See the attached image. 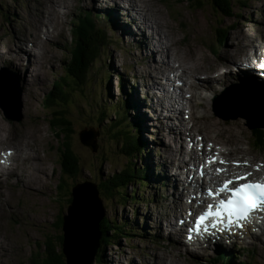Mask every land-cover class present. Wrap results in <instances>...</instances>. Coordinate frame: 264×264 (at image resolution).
<instances>
[{"label":"rangeland","instance_id":"obj_1","mask_svg":"<svg viewBox=\"0 0 264 264\" xmlns=\"http://www.w3.org/2000/svg\"><path fill=\"white\" fill-rule=\"evenodd\" d=\"M42 1L44 0H0V43L5 41L11 47L13 44L18 43L19 45L20 41L24 50L29 52L34 50L33 52L37 54V60H34V62L31 60L30 68L23 72L22 68L16 70L14 64L8 65L10 64L8 57L4 54L2 56L0 53V102L5 103L11 95L19 97V110L16 113L13 112L15 107L12 108V104L5 108L0 103V124L3 126L6 124L4 127L8 132V136H4L3 139L4 145L2 144V146L5 147L3 151L5 152L10 148L14 150V146H18L19 141L25 140L26 143L23 149L26 154L22 153L19 156L18 166L26 168L28 172L22 183H19L16 174L9 182V179H6V176L0 173V264H33L34 259L45 251V242L48 241L47 235L54 237L60 235L61 232H56L53 224L62 215H64L65 221L70 217V210L73 206L68 208V202H66L68 198H65V194L69 192L68 195L70 196L74 187L75 189L80 187H84L83 189L93 188L96 193L95 185L103 181L104 178L123 170L124 166L127 167L126 157L119 152V143L112 140L110 133H107V136L104 135L100 128L96 129V126H93L88 120V113L93 111L95 107L101 108L103 105L110 107V111H108L109 119L105 123H110L111 119H115L114 107L122 105L123 108L120 111L127 110L128 121L131 125L133 124L132 130L135 131L136 136H140L145 145L143 148L146 152L142 151L140 155L143 161H136L137 166L141 165V168L145 171L151 169V174H153V171L154 175L155 172L158 173V176L161 175L157 178V188L152 191L150 186L148 188L150 177L141 188V183L137 182L138 179L135 180L133 187L142 192L141 199H143V202L122 205L123 199L121 198L118 202L105 196L103 198L99 196L100 200L99 198L96 199L99 205V221L101 222L106 217L120 225L130 224V230L132 231L130 233L133 236L129 238L126 235H121L118 240L119 245H101V260L98 261L97 254L100 243L97 245V242H99L101 236L98 233L95 241L96 245L92 246L90 255L84 264H171L172 261L175 264H215V260L222 254H226L231 259V264H264V234L255 237L252 236V233H249L246 240L242 239V236L239 239L237 237L234 240L235 242L219 243L217 245H221L219 247L215 245L216 248L203 246L199 249L197 247L199 245L191 246L185 242V233L181 232V235L177 238L174 235L169 238L167 235L169 230L166 225H163L161 231L157 229V222L164 223L165 217L170 219V208L172 206L173 210H175V207L180 208V198H182V194L186 193V191L181 193L183 186L178 185L179 190L176 189L174 194L179 191L181 197H179V201L173 202V196L166 188L169 181L166 177L172 178L173 173H175V170H172L174 163L170 166L168 158H165L163 154H165V151L169 153L172 150H183L181 151L183 152L182 156H179L178 161L175 163L180 164V166L184 164L185 160L189 159V156H186V158L183 156L187 146L185 139L188 137H184L183 142L178 143L168 133L164 132L163 134L160 132L161 124L157 122L156 114L152 108V101L155 104V99H150V93L148 90L146 92L145 89L147 87L142 85L146 83L147 78H150V74L143 75L141 78L138 75L146 66L145 62L140 60V54L145 53L140 45L141 33L134 32L135 29L130 28L134 34H125L130 30L127 27L129 20L125 17L127 13L124 16L119 9L103 7L102 3L97 0H55L59 2L58 5L61 7L58 8V13L42 8ZM109 2L114 3V0H109ZM233 2L235 11L231 17L218 16L212 10V6L206 5L205 2L202 3V8H196L186 0H171L169 5L167 0L163 4L153 1V4L164 6L165 11H162V13L172 26L174 40L181 41L183 44V46H178L183 49L182 54H179V56L183 55L185 49L188 50L192 45H195V51L196 49L199 51L202 49L209 59H214L216 65H219L220 61L218 59L220 56L231 62L235 60L234 55L247 57V55H251V51L250 48L245 46V43L253 44L256 40L260 43L264 40V0H233ZM83 3L90 5V7H84ZM242 3L245 6H242ZM144 6L148 7L149 11L150 7ZM112 11H115L117 18H119L118 22ZM89 15H92L89 19L98 22V28L105 30L107 35L103 34L107 43H105L100 58L96 61L86 91L76 90L71 92L72 103L69 105V112L72 115L75 130L72 143L75 154L80 158L82 171L79 179L80 186L77 187L78 183L75 182L74 178L64 177L68 185V191L64 192L62 189L59 194L58 185L63 175L58 144L63 143V139H57L49 126L51 114L45 107V101L48 103V96H51L53 87L66 77L67 64L70 63L72 58L70 46L74 40V33L79 27V21L89 17ZM145 18L148 17L145 15ZM152 21L150 19L149 23L153 28L156 23H152ZM55 22L56 24H54ZM118 23H121V25L119 26ZM231 26L233 28H230ZM119 28L123 31L121 34ZM222 28L229 29V33L226 39L222 35L221 41L218 35L219 30ZM134 37L136 39L133 41ZM165 39L156 36L158 44L160 41L165 42ZM167 42V48L171 47L167 55L161 53L160 50L161 55L156 54L159 56V58L156 57V61L161 62L160 66H156L158 70L170 66L169 60L172 61V59L168 60V54L171 57L172 55L176 56L179 52V48L173 45V40L169 35ZM163 44L165 45V43ZM9 47L5 48L8 54L11 53ZM224 48L231 49L224 50ZM200 58L202 59L199 64L200 69L207 77L211 72L217 70L216 66L210 64L202 55ZM6 59L8 64L5 63ZM148 60L149 58L145 60L146 63H148ZM190 61L188 60V63ZM174 68L178 72L176 74L179 76H181V73L183 74L182 70H177L178 64H175ZM232 69L235 70V67H231V72H233ZM202 71L197 70L194 74L195 78L190 80L195 86V91L189 90L187 81L183 77L186 85L184 86L182 101L191 109L194 107L187 114L191 120L187 122L188 127L186 129H190L191 126L195 127L205 135L206 141L213 142L215 139V143L218 144L219 142V145L224 147V152L228 154L233 147L235 148V146L231 148L229 145L224 146L222 144L225 140H228V135H220L216 132L209 135L200 129L202 125L200 119L202 117L209 119L210 116H214L227 128H232V131L229 132L238 137L239 142H242L240 146L242 153L234 156H243L245 152H248L247 159L263 160L264 149L255 147L256 138L252 140V129L259 125L263 127L260 129H264V124L251 126L247 118L241 116L242 112L239 111V109H242L243 114L249 117L256 114L258 108H256L254 101L253 103L250 102L249 98L244 97V94H241L240 98L235 94L236 90H239L238 86L243 85L242 81L255 84L251 77L243 80V78L234 74L225 86H218L217 88H220L214 93L208 95L204 91L203 93L208 95L206 97L200 93V84L204 82L208 84L210 80L203 77ZM198 73L203 76H197ZM162 82L164 81L162 80ZM27 83H31L28 89L26 88ZM229 86L230 90L226 91ZM141 88H144V92ZM155 91L157 98L161 96V90L156 89ZM224 91L225 93H223ZM68 92H70L69 88ZM192 92L197 94L196 98L192 96ZM220 94L222 96L216 99ZM215 100H217L218 105ZM135 101H138L139 104L141 102V107ZM260 102L263 101L260 100ZM184 115L186 114H181V117L178 115V118L181 119ZM176 116L177 114L172 112L171 117ZM18 117H21V119H17ZM212 122L216 123L215 121ZM181 123L186 124V121L182 119ZM3 126H0V128ZM25 132L29 134L22 137L21 135H24ZM114 133L115 131H112L113 136ZM31 135L35 136L34 140L30 137ZM85 135L93 137L94 147L89 148L84 144L82 136ZM96 144H100V147L103 145L106 147L107 153L102 158H96L94 155L93 151L97 148ZM193 150L190 152L192 153ZM204 150L202 149V152L198 151V158L202 156ZM210 154L213 153L206 151L205 157ZM37 155L38 157L34 161V157ZM128 161L131 162L132 160L128 158ZM34 162H37L36 165ZM187 164L189 163L187 162ZM260 164L262 163L260 162ZM33 166H40V171L36 173ZM18 171H21L20 168ZM28 178L30 182L26 184L25 188L24 180ZM179 179H174L176 184L180 182ZM133 187H130L128 191L131 192ZM206 187L205 185L203 189ZM125 199L128 198L125 197ZM101 205L104 211L100 210ZM181 212L179 209L173 214L178 215L177 219H179L182 217ZM72 225H74L72 222L65 225L66 240L64 247L67 245V237L76 242L75 235L71 234L69 229H66V227L72 228ZM70 247L69 245L67 251L72 253ZM40 248L42 249L40 250ZM68 262L67 260V264ZM217 264L223 263L219 262Z\"/></svg>","mask_w":264,"mask_h":264},{"label":"bare ground","instance_id":"obj_2","mask_svg":"<svg viewBox=\"0 0 264 264\" xmlns=\"http://www.w3.org/2000/svg\"><path fill=\"white\" fill-rule=\"evenodd\" d=\"M97 1H99V3L101 2L103 7H107V8L111 7V8H115V9L121 10L122 14L124 16H125V13H127V16H125V17H127V19L129 20L128 24H127L128 25L127 26L128 29L133 28V29H135L134 32L141 33V36H140L141 44L140 45L142 47V50L145 51V53L140 54V58H141L140 60L145 62L146 66H145L144 70L142 69L143 70L142 72L138 73V75L141 78L143 75L147 76L148 73L150 74V78H147L146 83L145 84L143 83L142 85H144V87L145 86L147 87L145 89H146V92L148 90V92L150 93V96L148 94L150 99L151 100L155 99L157 101V104L160 107H162L163 103H162L161 100H159L157 98L155 90H156V88H158L162 84V80L163 81L168 80L167 72L171 71V69L175 70V68H174L175 64H178L177 70H182L183 71V74L180 72L181 73L180 79L183 82V85H182V88H181L182 92H184V89H185L184 86L186 85L185 82L183 81V77L187 81V85L189 87V90L190 91H192V90L195 91V86L193 85V83L190 82V80L192 78H195L194 74H195V72L197 70L202 71L200 69V66H199L200 61L202 60L200 57L202 55L204 57V59H206L207 61L210 62V64L215 65L217 70H215L212 67L215 71L211 72L208 77L203 73V71H202V73L204 74V76L201 73H198L197 76L207 77V80H210L208 82V84H205V82L200 84L201 85L200 86V93L202 95H205V93H203L204 91L207 92L208 95L211 94V93H214L216 90H218L220 88V87L217 88L218 86H221V87L225 86L227 84V81H230L233 78L234 74L237 77L243 78V80L245 78L249 79V77H251V80L255 84H252V83L248 84L247 81H242L243 85H239L238 86L239 90H236L235 94L238 95L239 98L241 97V94H244L245 95L244 97L245 98H249L250 102L253 103V101H254L256 108H258V112H257V114H254V115H251V116L248 117V116H245L243 114V110L242 109H239V111L242 112L241 116L247 118V120L249 121L250 125L264 124V100H263V98H264V79H259L258 77H255L253 74H255V72L257 70H255V68L251 67L253 62L256 60V57H258L254 50H256V48H258L259 46H262L259 43V41L257 42V40H256L255 43L253 42V44L245 43V46L247 48H250L251 55L249 54V55H247V57H240V56L234 55V59H235L234 61L235 62L234 61L233 62L228 61L223 56H220V57L218 56L219 57L218 60L220 62H219V65H216V63L214 62V59H212V58L209 59L207 54H205V52H203L202 49H200V51L198 49H196V51H195V47H194L195 45H192L190 48H188V50L185 49V52L183 53V55L179 56V54H182V50L183 49H182V47H178V46H183V44L181 43V41H178V40L175 41L174 40L175 38H174V35H173V32H172V26L169 23V21L166 20L165 15H163V13H162V11H165L163 9L164 6L161 7V6H157V5L153 4V1H155L156 3H159V4L160 3L163 4L164 2H166V0H140V2L142 4L150 7L149 11H148V7H145L144 5H142L140 2H138V0H126V1H124V0H114V3H110L109 0H97ZM169 1H171V0H167V4L168 5H169ZM133 2H134V4H133ZM41 4L43 5L42 8L48 9L50 11H53L54 13H58L57 12L58 8H61L58 5L59 2L55 1V0H44V1L41 2ZM67 5H66V7H67ZM83 6L84 7H90V5H87L85 3H83ZM139 7L142 8V9H140ZM165 8H167V7H165ZM159 11H160V13H159ZM112 13L115 14V11H112ZM145 15L148 17L147 18L148 20L145 18ZM114 18L116 19L117 22L119 21V18H117L116 14H115ZM150 19L153 20L152 23H154V22L156 23L155 25H153L154 26L153 28L151 27V23H149ZM88 21H90V19ZM54 24H56V22ZM120 25H121V23L119 24V26ZM169 29H170V31H169ZM157 30H158V32H157ZM122 32L123 31L119 28V33L121 34ZM128 33L131 34V35L134 34L133 30L131 31V29L125 34L128 35ZM146 34H147V36H146ZM168 35L171 38V40H173V45L177 46V48H179V52H178V54L176 56L172 55L171 57L168 54V60L170 58L172 59V61L169 60L170 66L166 67V68H163L162 70H158L156 68V66H160L161 62L160 61L159 62L156 61V57L159 58V56L156 55V54L161 55L159 53V50H160L161 53H164L165 55H167L168 51L171 49V47L167 48ZM156 36L157 37H161V38L162 37L166 38L165 39L166 41L165 42L160 41L159 44H158V42L156 40ZM37 38L38 37L36 35V40H37ZM189 38L193 39L192 37H189ZM253 38H255V37H253ZM135 39L136 38L134 37L133 41ZM133 41H131V42H133ZM163 43H165L166 46ZM7 46L9 47V45L5 41L1 42L0 43V50L2 49V51H0V53H1L2 56L4 54V56L8 57L7 59H9V63L10 64L7 63V59H6L5 63H7L8 65L14 64V68L16 70H19V68L20 69L22 68V71L25 72V71H27V69L30 68L29 65H30L31 60L33 62H34V60H37L36 52H33L34 51L33 50V51H31L33 53H31V52H29L27 50H24L23 45H21L20 41H19V45L17 43L16 45L13 44L11 47H9L10 52H11V53H9L10 55L5 50V48ZM35 46L37 47V45H35ZM230 49L231 48H227V49L224 48V50H230ZM36 50H38V49H36ZM154 54H155V56H154ZM218 57H216V58H218ZM148 58H149V60L147 61L148 63H146L145 60H147ZM188 60H191L190 63H188ZM70 61H72V60H70ZM242 64H246V67H248V70H252L253 73L251 72L249 76H246L245 73L243 72ZM232 66L235 67V70L232 69L233 72H231V67ZM207 67H210V66H207ZM147 68H149V69H147ZM176 73H178V72H176ZM68 75H69V73H68ZM153 76H154V78H153ZM155 78H157V79H155ZM206 85H207V87H206ZM30 86H31V83L26 85V88L28 89V87H30ZM143 89H142V91L144 92ZM208 95H205V96L207 97ZM192 96L196 98L197 94H193V92H192ZM209 97H211V96H209ZM260 100H262L263 102H260ZM12 101H13V98L11 96H9V102L12 103ZM48 101H49V99H48ZM133 101H134V99H133ZM135 102H136V104L139 107H141V105H142L141 102H140V104L138 103V101H135ZM27 104L30 105L29 103H27ZM157 104L156 103L154 104L153 101H152V108H153V110H154V112L156 114V117H157L156 120H157L158 123L161 124L160 132H162L163 134H164V132L168 133V135L172 136L173 140L175 142H178V143H180L181 141L183 142L184 137H188V139L186 140L185 144L187 146L192 144V148H191L192 150H193V148H196L198 146V144H200V143L201 144H205V142H207V143L210 142V141H206L205 135L202 134L200 131H198V129H196L195 127L191 126V127H189L190 129L184 128L185 126H183V125H187V123L186 124H182L181 123L182 118L178 122L177 121L178 120L177 119L178 116L177 117H171L172 112L175 109L174 106H171L170 108L165 106L163 109H161ZM18 106H19V102L13 104L11 107L13 108V107H18ZM191 106H192V104H191ZM192 114H193V112H192ZM179 117H181V113L179 114ZM210 117L211 118H209V119L208 118L206 119L205 117H202L200 119L201 124H202L200 129L203 130L206 134H209V135L214 134L215 132L220 134V135H228V140H225L222 144L224 146L229 145V146H231V148H232V146H235V148L233 147V149H231L229 152L227 151L228 154H226L224 152V150H223L224 147L222 145H219L220 144L219 142H218V144H217V142L215 143V139H214V141L212 143H214L215 145L219 146L221 148L222 155H224L229 160L230 159H235V158H239V159H241V161L245 160L247 158L246 156H248V152L247 153L245 152L243 154V156H234L236 154H241L242 153V149L240 148L242 142H239L237 140L238 137H236L234 134L229 132V131H232V128H227V126L223 125L222 122H219L216 117H214V116H210ZM173 118H176V119H173ZM212 121H215L219 126L215 125L216 123L214 124ZM0 126H3V125L0 124ZM4 126L0 128V173H3V176H6V179H9L8 180L9 182L13 178L14 174H16V175H18L19 183H22L23 182V178L26 177L28 172H27L26 168L18 166L19 165L18 164V160H19V156L22 153H25L23 147H25L24 145H25L26 141L25 140L19 141L18 146H14V150L12 148H10L8 150H5V151H11L12 154L10 155V158L7 159L8 165L6 167H3L1 161L3 159H5V157L3 156V152H4L3 150L5 149V147L2 146V144L4 143L3 142V139L5 138L4 136H8V134H7L8 132H7V130H6V128ZM220 127H222V128H220ZM257 128H263V127L261 125H259V126H257ZM28 134L29 133L25 132V134L21 135V136L25 137ZM30 137L32 138V140H34V138H35V136H33V135H31ZM82 139H83V142H84V144L86 146H88L89 148L94 147V145H93V141H94L93 137H91L89 135H85V136H82ZM164 148H166V147H164ZM26 151H28V149H26ZM143 151H145V149H143ZM181 151H183V150H176V151L172 150L169 153L165 151V154H163L165 156V158L166 157L168 158L170 166H171L172 163H174V165H172V167H173L172 170H175V173H173V175H172L173 179L171 177H166V179L167 178L169 179V181L167 179L168 183H167L166 179H164V181L167 183V187L166 188H168L170 195L172 194V196H173V198H172L173 202L177 201L179 199V197H181V195L179 194V191L174 194V191L176 189L179 190L177 188V184H176L175 180H177L180 176H181L182 180L190 181V185L191 186H195V184H198L199 183L198 180H201V184L199 186H202L203 188H204L205 183H206V177L204 175H201L199 172L197 173V176H195V174L191 176V173H190L191 169H189V164H187L186 162H184V164H182L183 167H181L182 165L180 166V164L177 165L175 163L176 161H178L179 156H182L183 152H181ZM215 151L216 150H214V152ZM143 155L146 156L145 154H143ZM213 156H215V155L214 154H210V155H208L206 157L211 159ZM36 157H38V155L34 157V161H36ZM220 157H221V155H220ZM204 159H202L199 163L200 164L203 163ZM259 161L263 164L262 165V171H264V162H263V160H259ZM161 162L164 165L162 160H161ZM161 162H159V163H161ZM36 163L37 162H34L35 165H36ZM199 163H198V166L200 168V164ZM156 165H157V163H156ZM39 167L38 166H33V168H34L36 173L40 171ZM19 168H20V170L22 172L18 171ZM243 168H246V165ZM246 169H250L249 165H247ZM24 170H25V172H24ZM254 172L261 173V171H259V170H254ZM149 173H151V169L149 170ZM152 173L153 174L150 175V179L148 180L149 181L148 182V188L150 186V190L151 191L153 189L157 188V185H158L157 178L160 177V175H161V174H159V176H158L157 172H155V175H154L153 171H152ZM221 173L227 174L224 177L226 179H228V180L232 179V177H233V170L232 171L227 170V172L226 171H221ZM182 180H180V181H182ZM28 182H30L29 178L24 180L25 188H26V184ZM213 182L215 184L216 183V179H214ZM83 188L84 187H82V188L80 187V188L75 189V191H74L75 200H74V203H73V207L70 210V217L66 220V224L69 223V222H72L74 224V225H72V228L71 227H66V229H69L71 231V234H74L75 237H76V239H75L76 242L71 241L67 237L68 241L66 242L67 245H65V249L67 250L69 245L72 248V253H69V251H67L68 261H69L68 264H84L85 261L88 259L89 255H90V251L92 249V246L96 245L95 241H96L97 235L99 233V231H98L99 222H100L99 221L100 219L98 218L99 205L97 203L98 201L96 202V199L98 198L97 197L98 192L96 191V187H94L96 193L94 192L93 188H86V189H83ZM188 189L189 188H185L183 190V191H186L187 194H185V197H184V194H182V197H184V198L183 199L180 198V203L179 204H180V208H182L183 205H184L185 211H186V213L189 216L190 215L189 212L193 213L192 209H193V206H194V205L193 206L189 205V202L192 201L195 204L197 202V199L196 200H191V195L192 194H191L190 191H188ZM7 203H9V202H7ZM175 206H178V205H175ZM172 207L170 208V211H171L170 219L165 217L164 218V223L157 222L158 223L157 229L159 231L163 230L162 229L163 225H166V227L169 230V232L167 233L169 238H172L173 237L172 235L179 236L180 233H181V230L179 229V226H178V225H180V220L177 219L178 215L177 216L174 215L176 213V211L179 210L180 208L179 207H175L174 208L175 210H173ZM100 210L104 211L103 208H102V205L100 206ZM173 211H174V214H173ZM168 215H169V213H168ZM256 231H257L256 233L250 232V233H252V236L258 237V236H261V234H264V223L261 225V227L259 226V228L256 229ZM67 233H68V231H67ZM99 235H100V233H99ZM194 235L195 234H192V237ZM213 235L215 236V234H213ZM247 236H249V234ZM242 239L246 240L247 238L245 236H243ZM207 242L208 241H199V243H202V244H200L197 247L200 249L203 246L204 247L213 246L210 242H208V245L206 246L205 244ZM177 243H179V241H177ZM177 243H175V244H177ZM98 244H99V242H97V245ZM220 245H218V247ZM213 247L216 248L217 246H213ZM166 264H168V263H166ZM171 264H175V263L172 261Z\"/></svg>","mask_w":264,"mask_h":264},{"label":"trees","instance_id":"obj_3","mask_svg":"<svg viewBox=\"0 0 264 264\" xmlns=\"http://www.w3.org/2000/svg\"><path fill=\"white\" fill-rule=\"evenodd\" d=\"M186 1L191 3V5H194L196 8H202V3L205 2L206 5H211L212 10H214V12L220 17H231L235 11L233 0ZM242 4V6H245L244 3ZM91 16L92 15H89V17ZM89 17H85L79 21V27H77V30L74 33V40L70 46L72 61L67 64V72L69 75L66 73V77L63 78V81H60L59 84L53 87L51 96H48V103L45 101V107L51 114L49 126L57 139H63V143L58 144V150L61 154L60 164L63 175L60 179V184L58 185L59 194L60 190L63 189L65 192L68 189L64 177L74 178L75 182L78 183L77 187L80 186L79 179L82 171L80 158L75 154L72 143L75 130L74 121L69 112V105L72 103L71 92L76 90H81L82 92L86 91L96 61L100 58L105 43H107V41L104 40V34H106L105 30L98 28L97 22H94L93 19L88 21ZM230 28H233V26ZM220 30L218 37L221 38V36L224 35V39H226L229 29L222 28ZM68 88L70 89V92H68ZM122 108V105L113 108L115 111V119H111L110 123H105V121L109 119L108 111H110V107L104 105L101 108L95 107L93 111L89 112L88 120L93 126H96V129L100 128L104 135L107 136V133H110L112 140H116V143H119V152L127 159V167H123L124 171L121 170L116 172L113 175L104 178V180L100 181L97 185L94 184L96 191L98 192L97 197L100 199V197L103 198V196H105L116 202L121 198L123 199L122 205H126V203L133 204L143 202V199H141L142 192L137 191L136 188L133 187V183L138 179L137 182L141 183L140 188L143 187L145 184L144 182H147L151 173H149V169L145 171L141 168V165L137 166L136 164V161L138 160H140V162L143 161L140 154L145 145L140 139V136H136L134 133L135 131L132 130L133 124L131 125L128 121L129 116L127 115V110L123 109L120 111ZM104 124L107 126L106 128ZM112 131H115L114 136L112 135ZM253 136L257 139L255 147L258 149H264V129L255 128L253 130ZM93 152L96 158H102L104 154L107 153L106 147L104 145L100 147V144L97 145V149ZM128 158L132 161L129 162ZM130 187H133L131 192L128 191ZM74 191L75 187L70 193V196L68 195L69 192L68 194H65V198H68V201H66L68 202V208L73 206L75 200ZM125 197L128 199H125ZM65 225L66 221L64 215H62L57 222L53 224L55 231L61 232L60 235L56 237L47 235L48 241L45 242L46 245L44 244L46 247L45 251L40 253L38 258L34 259L33 264H67L68 257L64 247L66 240ZM98 231L101 235L98 240L100 243L97 254L98 261L101 260V245H119L118 240L121 235H126L129 238L133 236L130 233L132 232L130 230V224L120 225L106 217L99 222ZM41 249L42 248H40V250ZM219 262H222L223 264L232 263L231 259L226 256V254H222L215 260V264Z\"/></svg>","mask_w":264,"mask_h":264},{"label":"snow or ice","instance_id":"obj_4","mask_svg":"<svg viewBox=\"0 0 264 264\" xmlns=\"http://www.w3.org/2000/svg\"><path fill=\"white\" fill-rule=\"evenodd\" d=\"M226 189L227 184L225 185V190ZM232 196L233 199H231L227 204L222 203L220 207L236 216L237 219H245L253 209L264 205V184H244L241 187L234 189ZM212 216L220 218L221 212L216 211L213 213L211 210H209L207 217ZM205 219V216H201L199 218L197 230H199L201 225L204 224ZM204 230L207 231V228H204Z\"/></svg>","mask_w":264,"mask_h":264},{"label":"water","instance_id":"obj_5","mask_svg":"<svg viewBox=\"0 0 264 264\" xmlns=\"http://www.w3.org/2000/svg\"><path fill=\"white\" fill-rule=\"evenodd\" d=\"M17 102H19V97L18 96H16V98L15 97H13V101H12V103H10L9 102V99L8 100H6L5 101V103H1L3 106H5V108L7 107V106H11V104L13 105V104H15V103H17ZM17 110H18V107H15L14 108V110H13V112H17ZM12 115V114H11ZM7 117H9L8 115H6ZM13 116V115H12ZM17 119H21V117H18ZM96 146H97V144H96ZM96 148V147H95ZM97 149V148H96ZM79 187V186H78ZM70 250H72V248L70 247ZM65 252H66V255H67V257H68V254H67V250L65 249Z\"/></svg>","mask_w":264,"mask_h":264}]
</instances>
